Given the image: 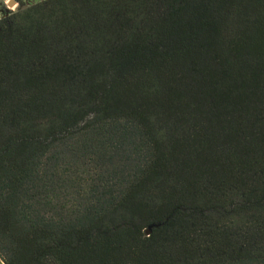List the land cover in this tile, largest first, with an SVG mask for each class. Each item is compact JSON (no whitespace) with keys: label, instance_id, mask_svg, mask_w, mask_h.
<instances>
[{"label":"trees","instance_id":"trees-1","mask_svg":"<svg viewBox=\"0 0 264 264\" xmlns=\"http://www.w3.org/2000/svg\"><path fill=\"white\" fill-rule=\"evenodd\" d=\"M0 264H264V0L0 17Z\"/></svg>","mask_w":264,"mask_h":264},{"label":"rangeland","instance_id":"rangeland-1","mask_svg":"<svg viewBox=\"0 0 264 264\" xmlns=\"http://www.w3.org/2000/svg\"><path fill=\"white\" fill-rule=\"evenodd\" d=\"M24 3H33L39 0H22ZM19 5V0H15V2H11V0H0V17L7 16L9 11L16 10Z\"/></svg>","mask_w":264,"mask_h":264},{"label":"water","instance_id":"water-1","mask_svg":"<svg viewBox=\"0 0 264 264\" xmlns=\"http://www.w3.org/2000/svg\"><path fill=\"white\" fill-rule=\"evenodd\" d=\"M11 2L14 3L15 1H14V0H11ZM153 226H154V224H151V225L149 226V228L147 229V231L150 232V231L152 230V227H153Z\"/></svg>","mask_w":264,"mask_h":264},{"label":"flooded vegetation","instance_id":"flooded-vegetation-1","mask_svg":"<svg viewBox=\"0 0 264 264\" xmlns=\"http://www.w3.org/2000/svg\"><path fill=\"white\" fill-rule=\"evenodd\" d=\"M15 1V0H14Z\"/></svg>","mask_w":264,"mask_h":264}]
</instances>
